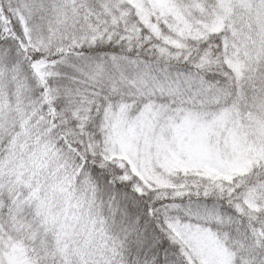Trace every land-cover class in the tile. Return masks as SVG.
<instances>
[{
  "label": "snow or ice",
  "instance_id": "6c2138e0",
  "mask_svg": "<svg viewBox=\"0 0 264 264\" xmlns=\"http://www.w3.org/2000/svg\"><path fill=\"white\" fill-rule=\"evenodd\" d=\"M0 264H264V0H0Z\"/></svg>",
  "mask_w": 264,
  "mask_h": 264
}]
</instances>
